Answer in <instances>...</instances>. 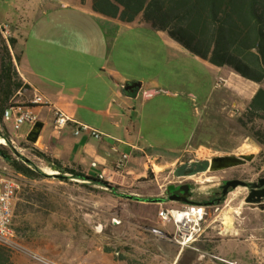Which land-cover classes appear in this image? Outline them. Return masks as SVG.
Here are the masks:
<instances>
[{"label":"rangeland","instance_id":"rangeland-1","mask_svg":"<svg viewBox=\"0 0 264 264\" xmlns=\"http://www.w3.org/2000/svg\"><path fill=\"white\" fill-rule=\"evenodd\" d=\"M14 7H18L16 0H0V24L10 23L8 16ZM70 20L64 28L66 35H75L79 27L81 48L98 52L105 60L109 53V63L120 73V82L125 78L142 84L138 97L127 102L132 110L123 125L140 155L146 158L139 161L136 170L125 168L110 182L105 181L116 189L115 195L104 185L60 181L53 175L55 171L34 155L35 147L26 140L0 143L9 154L26 157L51 176L29 183L20 177L17 180L14 232L28 252L6 248L9 263L43 264L32 256L37 255L53 264H172L183 248L176 264H264V209L247 204V190L242 187L232 191L219 209L206 207L208 215L195 241L184 247L150 230L173 235L176 225L161 222L158 212L161 208L182 209L187 205L130 198H164L168 186L188 183L193 199L204 201L223 180H255L264 175V144L251 134L253 129H262V123L243 126L239 122L250 95L260 85L248 83L228 68L210 66L148 25H111L104 20L78 17ZM83 22L86 29L81 27ZM7 27V36L0 29V63L7 45L9 52L13 48L11 27ZM227 78L235 80L246 100L233 98L230 109L226 100L224 111L219 112L215 104L226 98L227 82L223 79ZM150 90L155 92L146 97ZM20 92L16 97L14 94L9 105H29L32 94L25 87ZM6 127L15 139L19 132L12 123ZM30 129L24 126L21 131ZM2 136H8L4 125H0ZM116 146L121 153H129L127 148ZM251 154L255 156L253 161L225 172L174 176V170L187 162ZM4 166L7 165L0 156V168Z\"/></svg>","mask_w":264,"mask_h":264},{"label":"crops","instance_id":"crops-1","mask_svg":"<svg viewBox=\"0 0 264 264\" xmlns=\"http://www.w3.org/2000/svg\"><path fill=\"white\" fill-rule=\"evenodd\" d=\"M16 5L18 7H14V11L8 16L10 23L0 26L11 27L13 48L10 47V55L17 76L23 86L28 87L32 96L44 97L72 120L57 132L53 128V116L48 108L30 106L44 123L37 143L32 145L64 166L80 170L91 177L116 170L122 155L128 157L124 163L125 168L136 170L140 165L139 161L146 156H141L142 153L123 123L132 110L127 106L128 100L137 98L140 91L134 97H127L123 93V87L132 80L121 78V82L119 81L121 75L109 63V53H106L108 55L105 60L98 52L81 48L79 27H76L78 31L73 36L66 35L64 28L73 17L104 20L107 24L125 26L136 25L138 21L126 24L98 14L93 10V0H16ZM93 22L90 32L94 28ZM81 27L85 28V23ZM169 40L178 45L170 38ZM223 81L227 82V92L226 98L215 104L219 112L224 111L226 100L229 102L228 109L232 107V100L243 97L246 100V95L241 94L240 87L235 85L233 78ZM248 87L251 85L248 84ZM257 90L250 95L248 103ZM17 95H21V92H17L15 97ZM76 124L86 125L100 132L102 139H94L85 132L75 135ZM5 130L8 136L2 137L6 142L13 140L11 143L15 144L16 141L26 140V131H20L14 139L6 126ZM116 144L127 148L129 153H121ZM182 253L183 248L172 264L180 260Z\"/></svg>","mask_w":264,"mask_h":264},{"label":"trees","instance_id":"trees-1","mask_svg":"<svg viewBox=\"0 0 264 264\" xmlns=\"http://www.w3.org/2000/svg\"><path fill=\"white\" fill-rule=\"evenodd\" d=\"M92 7L94 12L122 23L131 24L137 20L138 24L148 25L201 61L216 68H228L260 85L239 122L247 126L260 121L262 129H253L251 134L264 144V0H93ZM6 48L0 63V125H3L2 113L14 94L24 87L28 89L19 79L15 81L18 76L8 45ZM33 152L59 173L55 177L60 181L100 184L117 195L116 189L107 182L66 167L38 149ZM14 154L16 157L0 145V156L7 165L0 168V175L16 181L20 177L28 183L51 177L33 161ZM26 202L30 203L29 198ZM12 227L14 229L13 223ZM9 262L6 247L0 245V264Z\"/></svg>","mask_w":264,"mask_h":264},{"label":"built area","instance_id":"built-area-1","mask_svg":"<svg viewBox=\"0 0 264 264\" xmlns=\"http://www.w3.org/2000/svg\"><path fill=\"white\" fill-rule=\"evenodd\" d=\"M0 29L2 30V33L7 36V25H1ZM152 93L153 92L148 91L145 93V95L146 97H149ZM34 105L48 108L53 116V128L57 132H60L72 122V120L67 115H65L61 110L55 108L44 97L34 95L33 99L27 106L10 104L6 109H4L2 113L3 124L6 126L8 123H12L13 128L17 132H20L24 126L32 128L36 122L40 121V116L30 107ZM84 132L88 133L91 137L97 140H100L103 137L100 132L92 130L86 125H75V135H79ZM2 139L6 144V140L4 138ZM11 142H13V140H11ZM127 158V155H122L120 161L117 164L116 170L109 173L101 172L97 178L103 182H110L114 174H121L124 171V163ZM18 189L19 186L15 179L0 175V245L13 251L27 253L28 251L16 240V235L12 227L14 200L16 198ZM178 213L185 215L183 221L178 219ZM207 215L208 213L206 211V207L195 204L187 205L182 209L161 208L158 212L159 220L165 224L173 222L177 227L176 232L173 235H169L162 233L155 228H152L150 232L160 238L175 241L177 244L184 247L187 244L195 241V236L200 231V224L205 220ZM32 256L34 259L43 264H53L37 255Z\"/></svg>","mask_w":264,"mask_h":264},{"label":"water","instance_id":"water-1","mask_svg":"<svg viewBox=\"0 0 264 264\" xmlns=\"http://www.w3.org/2000/svg\"><path fill=\"white\" fill-rule=\"evenodd\" d=\"M141 87H142V84L140 82L130 81L124 85L123 93L127 97H131V96L134 97L141 90ZM43 127H44V123L42 121L36 122L34 126L31 128V130L28 132L26 136V141L31 144H36L40 137ZM254 158L255 156L253 154L241 155L239 157L234 156V155H226V156L216 157L211 162L209 161L187 162V163H184L178 166L174 170V176L176 178H184V177H193L199 174L206 173L208 171H220V170H224V169H227L233 166L251 162L253 161ZM53 175L57 176L59 175V173L55 171ZM243 185L244 183L239 180H233L230 182H226L224 189H223V195H226L228 188L235 189L238 186H243ZM130 198L136 201H141V202H146V203L161 204V203L166 202V199L164 198L141 199L137 196H131ZM183 202L191 203L185 199L183 200ZM250 202H251V199L247 198L246 203H250Z\"/></svg>","mask_w":264,"mask_h":264},{"label":"flooded vegetation","instance_id":"flooded-vegetation-1","mask_svg":"<svg viewBox=\"0 0 264 264\" xmlns=\"http://www.w3.org/2000/svg\"><path fill=\"white\" fill-rule=\"evenodd\" d=\"M236 156V155H234ZM241 156V155H240ZM220 157V156H219ZM239 157V156H237ZM216 157H213L211 159H207L205 161H209L211 162L213 159H215ZM248 163V162H247ZM247 163L244 164H240L237 166H233L224 170H220V171H227V170H231L233 168H237L240 166H243ZM220 171H210V172H220ZM233 180H239L241 182L244 183L243 186H238V187H242L245 190H247L246 196H245V202L247 198L251 199L250 203L247 204H252V205H256L261 209H264V175L257 177L255 180H247V179H243V178H239V177H232L230 179H226L223 180L221 182V184L218 185V188L213 189L211 191V193L209 194L208 199L204 200V201H197L196 199H193V190L191 189L190 184L188 183H181L178 185H170L168 186L167 190H166V196L164 197V199H166V202H176L180 205H200L203 207H207L210 209H219V207L221 206V204L224 202V200L226 199V197L235 189L232 188H228L227 189V193L226 195H223V189L224 186L226 184V182H230ZM187 200L188 202L191 203H186L183 202V200Z\"/></svg>","mask_w":264,"mask_h":264},{"label":"bare ground","instance_id":"bare-ground-1","mask_svg":"<svg viewBox=\"0 0 264 264\" xmlns=\"http://www.w3.org/2000/svg\"><path fill=\"white\" fill-rule=\"evenodd\" d=\"M0 143H1V144H5V141L1 138V139H0ZM184 216H185L184 214H179V213H178V216H177V217H179L178 219H179L180 221H181V220L183 221Z\"/></svg>","mask_w":264,"mask_h":264}]
</instances>
